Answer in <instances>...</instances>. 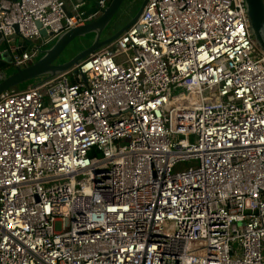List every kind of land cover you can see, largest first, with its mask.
I'll use <instances>...</instances> for the list:
<instances>
[{"label": "built area", "instance_id": "built-area-1", "mask_svg": "<svg viewBox=\"0 0 264 264\" xmlns=\"http://www.w3.org/2000/svg\"><path fill=\"white\" fill-rule=\"evenodd\" d=\"M82 14L0 0V54L31 65L41 30L51 44ZM74 69L0 94V264H264V54L243 0H148Z\"/></svg>", "mask_w": 264, "mask_h": 264}, {"label": "water", "instance_id": "water-1", "mask_svg": "<svg viewBox=\"0 0 264 264\" xmlns=\"http://www.w3.org/2000/svg\"><path fill=\"white\" fill-rule=\"evenodd\" d=\"M98 1L76 0L81 5L83 12L82 19L88 22L61 33L51 43L52 45L48 49L40 50L39 54L42 56L35 63L21 68L14 67V72L0 81V94L12 90L32 79L51 78L67 72H72L75 75L76 70L74 68L83 59L99 49L112 44L137 21L148 0H142L136 14L124 26L116 30V32L108 34V36L104 35L105 29L115 16H120L123 12V7L130 0H111L103 9H99ZM243 3L251 37L256 47L264 54V1L243 0ZM14 31L17 35V26H14ZM40 35L43 41L48 40V36H46L43 30H41ZM87 36H91L88 45L80 49L72 57L57 62L61 56L63 57V52L71 43L77 41L75 44H78L80 39H85ZM17 44L22 46L20 50L15 51L18 55L29 45L27 42H21L20 40ZM10 65L13 66L11 64L10 54L8 52H2L0 54V69H5Z\"/></svg>", "mask_w": 264, "mask_h": 264}, {"label": "rangeland", "instance_id": "rangeland-1", "mask_svg": "<svg viewBox=\"0 0 264 264\" xmlns=\"http://www.w3.org/2000/svg\"><path fill=\"white\" fill-rule=\"evenodd\" d=\"M141 1L142 0H130V2H128V4H126V6L123 7V12L120 14V16H115L113 18V20L111 21V23L107 26V28L105 29L104 35L108 36V34H112L113 32H116V30H118L119 28L124 26L136 14V12L139 9V6L141 4ZM90 38H91V36H87V37H85V39H80V41H78V44H75L77 41H74L73 43H71L67 47V49L63 52V54H64L63 57L61 56V58L57 62H60V60L64 61V60L72 57L80 49H82L83 47L88 45V43L90 42ZM7 41H8V46H12V45H15L16 42H19V39L16 36H13V37L8 38ZM51 45L52 44H48V45L43 46V40L42 39H38L37 41L32 42V46H34V47L40 46L41 50H46ZM5 48H6V44L2 40H0V49L3 50ZM28 48H30V47H28ZM112 52H113V54L116 55L118 53L117 48L112 47ZM41 56L42 55H39L36 60L40 59ZM13 72H14V67L11 65L7 66L5 69H0V81L5 79L6 77L10 76ZM66 79H67L68 83H71L72 79H73V73H69L67 75ZM40 81H42V78L32 79V80L14 88V89H12V90L21 91V90L27 88L29 85L38 84ZM180 90L181 89H179V88L171 87L169 92H168V95H172L173 93L179 92ZM193 165H194L193 162H191V163L183 162L177 166L176 170L187 169ZM170 233H172V232H170ZM202 253H203V250H201V248H198V251H195V254H202Z\"/></svg>", "mask_w": 264, "mask_h": 264}, {"label": "crops", "instance_id": "crops-1", "mask_svg": "<svg viewBox=\"0 0 264 264\" xmlns=\"http://www.w3.org/2000/svg\"><path fill=\"white\" fill-rule=\"evenodd\" d=\"M74 3H76V0H66V6H67L68 11H70L71 5Z\"/></svg>", "mask_w": 264, "mask_h": 264}, {"label": "trees", "instance_id": "trees-1", "mask_svg": "<svg viewBox=\"0 0 264 264\" xmlns=\"http://www.w3.org/2000/svg\"><path fill=\"white\" fill-rule=\"evenodd\" d=\"M72 82H74V79H72ZM72 82H71V83H72Z\"/></svg>", "mask_w": 264, "mask_h": 264}]
</instances>
